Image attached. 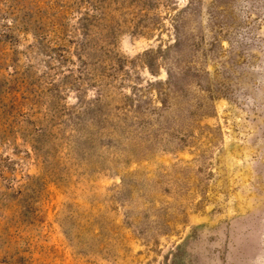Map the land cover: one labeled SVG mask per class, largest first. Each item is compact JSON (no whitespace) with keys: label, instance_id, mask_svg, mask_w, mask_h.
I'll return each mask as SVG.
<instances>
[{"label":"rangeland","instance_id":"374dc122","mask_svg":"<svg viewBox=\"0 0 264 264\" xmlns=\"http://www.w3.org/2000/svg\"><path fill=\"white\" fill-rule=\"evenodd\" d=\"M0 264H264V0H0Z\"/></svg>","mask_w":264,"mask_h":264}]
</instances>
